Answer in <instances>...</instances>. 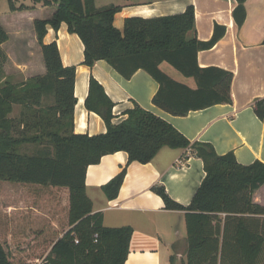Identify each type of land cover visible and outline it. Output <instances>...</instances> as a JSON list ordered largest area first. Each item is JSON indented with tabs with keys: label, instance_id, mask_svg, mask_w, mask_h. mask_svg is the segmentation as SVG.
<instances>
[{
	"label": "trees",
	"instance_id": "trees-1",
	"mask_svg": "<svg viewBox=\"0 0 264 264\" xmlns=\"http://www.w3.org/2000/svg\"><path fill=\"white\" fill-rule=\"evenodd\" d=\"M8 1L11 11L24 10ZM245 1L238 0L233 11L239 26L246 18ZM52 2H58L53 15L34 20L46 73L18 82L7 78L0 87V180L37 185L43 190L68 188L69 229L58 239L51 233L44 241L30 240L32 250L20 264H125L133 229L107 227L101 215L93 212L86 192L87 168L117 151L128 153V163H148L163 147L191 149L192 155L202 158L206 172L188 205L173 200L164 186L152 187L166 209L185 212L188 246L186 261L179 264H222L220 216L226 223L233 215L264 214V206L253 202L254 191L264 184V163L257 160L244 165L233 152L220 155L210 143L191 142L170 122L138 103L126 111L123 121L114 123L115 103L93 76L85 105L103 118L107 131L75 133L76 66H65L58 43H45L44 37L48 28L57 31L67 23L69 31L78 34L84 44L85 65L92 67L106 60L126 79L139 69L147 71L160 85L153 103L173 115L185 116L233 102L234 73L216 66L200 67L197 57L200 50L212 48L224 36L225 27L216 25L211 39L201 41L187 37L196 26L193 5L178 14L127 17L118 28V5L97 8L94 0H46L45 4ZM8 39V32L0 26V83L8 61L2 44ZM164 62L184 77L194 78L196 87L171 78L160 68ZM16 106L19 115L12 117ZM255 111L264 118V98L256 101ZM24 144L35 145V151L22 152L19 148ZM126 172L124 167L103 186L108 198L118 196ZM40 236L41 231L36 230L35 239ZM236 240L246 263L256 264L264 251V231L253 233L240 219ZM13 256L0 237V264H14ZM175 259L172 255V264H176Z\"/></svg>",
	"mask_w": 264,
	"mask_h": 264
},
{
	"label": "crops",
	"instance_id": "crops-1",
	"mask_svg": "<svg viewBox=\"0 0 264 264\" xmlns=\"http://www.w3.org/2000/svg\"><path fill=\"white\" fill-rule=\"evenodd\" d=\"M13 1L15 4L16 0ZM94 1L97 8L110 5L121 7L115 17L118 28L123 27L127 17L150 18L178 14L190 5L195 8L196 26L195 30L188 33V38L197 37L201 41H208L216 25L224 26V36L212 48L200 50L197 57L200 67L216 66L234 73L231 88L233 102L190 111L185 116L173 115L153 103V96L160 85L147 71L139 69L126 79L106 60H99L92 67L85 65L81 38L71 33L68 24L63 22L57 31L48 28L44 42L56 41L63 64L76 66L75 133L96 135L107 131L103 118L89 111L85 105L90 78L93 76L115 103L114 123L123 121L127 117L126 111L138 103L170 122L191 142L210 143L220 155L233 152L244 165L257 160L264 163V118L261 119L255 111L256 101L264 98V0L245 1L246 18L241 26L233 15L238 0H107L101 5L98 2L102 0ZM24 4L27 6L24 9L28 10L29 30L25 23L13 22L23 12L0 9V26L9 34V39L2 44L8 55L4 66L8 79L12 75L8 68L14 57L19 70V67L25 66L27 51L28 78L46 73L34 20L50 18L58 2L45 4L41 0H28ZM165 63L160 68L171 78L196 87L194 78H186L178 70L179 76L176 72L164 70ZM124 167H127V172L118 196L110 199L103 186ZM205 175L202 158L192 155L191 149L163 147L148 163H128V153L117 151L104 155L99 163L88 166L86 192L92 201L93 212L101 215L103 225L129 226L133 229L125 264H172V255H176L175 263L179 264L186 261L188 246L185 212L166 209L163 198L152 187L162 185L173 200L188 205ZM42 192L44 194L30 199L33 202L39 200L41 206H28L31 209L28 213L29 246L44 241L43 237L51 233L58 239L69 229V189L51 187ZM253 202L264 206V184L254 191ZM220 217L223 219L221 239L224 237L222 264H247L243 249L236 240L238 222L243 219L250 231L262 233L264 214L233 215L226 223L224 216ZM36 230L41 231L37 239L34 237ZM29 246L28 252L32 250ZM256 264H264V251Z\"/></svg>",
	"mask_w": 264,
	"mask_h": 264
},
{
	"label": "rangeland",
	"instance_id": "rangeland-1",
	"mask_svg": "<svg viewBox=\"0 0 264 264\" xmlns=\"http://www.w3.org/2000/svg\"><path fill=\"white\" fill-rule=\"evenodd\" d=\"M24 1L28 3V0H16L15 4L18 5V7L19 5L20 6L22 5L25 8L27 6L26 4H24ZM41 1L46 3V0H41ZM106 2L107 0H102L101 2H98V4L101 5ZM6 8H10L9 1L0 0V9L4 10ZM18 11L23 13L17 15L15 17V20H13V22L15 21L23 22L26 24V29L29 30L28 29L29 18H28V13H26L28 12V10L24 9V11L23 10H18ZM34 54L35 53L33 52V55ZM24 57H25V62H24L25 66H21L22 69L21 67H19V70L16 68L17 66H15V64L17 61H15V57L14 60L12 61L11 66L8 68L9 72L12 73V75H10L11 82H18L28 78V51L26 52V55ZM36 58L35 61L38 62L39 59L37 55ZM163 68L164 70H168L171 73L176 72V75L178 76L180 75V73L167 62L164 64ZM7 77L8 75L6 74V71H4V74L1 77L2 79H1L0 87L3 85L4 81L8 80ZM19 111H20L19 107L16 106L11 116L17 117L19 115ZM19 149L22 152L27 151L28 153H32L35 151L36 146L31 144H24L20 146ZM42 191L44 190L41 186L32 185L28 183L22 184L7 180H0V235H1L0 237L3 244L9 249V251L12 254H14L13 257L16 259L14 264H20L26 257H28V213L29 211H31V209H29L28 206H32L33 204H36V206L37 205L41 206L39 200L33 202V200L30 199H32L35 196L38 197L41 194H44ZM57 196H60L59 193H57ZM8 216L9 219H7ZM4 217H7L6 220L4 219Z\"/></svg>",
	"mask_w": 264,
	"mask_h": 264
},
{
	"label": "built area",
	"instance_id": "built-area-1",
	"mask_svg": "<svg viewBox=\"0 0 264 264\" xmlns=\"http://www.w3.org/2000/svg\"><path fill=\"white\" fill-rule=\"evenodd\" d=\"M95 237H97V235H95ZM77 242H78V240H77Z\"/></svg>",
	"mask_w": 264,
	"mask_h": 264
}]
</instances>
